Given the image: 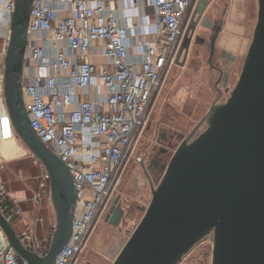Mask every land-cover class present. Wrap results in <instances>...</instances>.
Returning a JSON list of instances; mask_svg holds the SVG:
<instances>
[{"label": "water", "instance_id": "water-1", "mask_svg": "<svg viewBox=\"0 0 264 264\" xmlns=\"http://www.w3.org/2000/svg\"><path fill=\"white\" fill-rule=\"evenodd\" d=\"M14 1L4 96L15 132L49 173L56 225L40 248L42 242L34 235L15 228V205L0 190V251L7 245L6 250L13 247L27 264H55L72 232L76 189L69 166L30 122L23 79L33 0ZM209 1L198 0L195 12L202 15ZM222 28L220 23L211 37V54ZM186 41L176 63L182 53V63L187 58ZM205 120L206 128L194 138L189 134L176 149L162 180L152 187L142 219L112 264H178L212 232V264H264V0H258L257 21L236 85L224 101H213ZM124 212L117 198L105 220L116 226Z\"/></svg>", "mask_w": 264, "mask_h": 264}, {"label": "built area", "instance_id": "built-area-1", "mask_svg": "<svg viewBox=\"0 0 264 264\" xmlns=\"http://www.w3.org/2000/svg\"><path fill=\"white\" fill-rule=\"evenodd\" d=\"M115 1L125 0H72L64 17L57 15L53 0L32 3L25 49L29 64L25 65L23 79L26 108L39 137L69 166L76 189L72 232L55 264H76L126 167L134 158L143 161L136 157V148L148 123L149 108L164 75L176 63L185 18L196 3L141 0L157 14L156 30L153 37L143 34L132 40L142 48V53L133 59L129 39L134 23L119 21L113 8ZM0 7V17L7 22L3 36L7 50L15 1L3 0ZM96 41L104 45L103 66L90 59ZM65 42L66 49H62ZM49 49L55 51L48 52ZM3 74L0 102L15 137ZM91 89L96 93L106 90V97L95 100L82 96L90 95ZM34 162L41 163L37 158ZM49 183V173L44 169L40 189L49 187ZM0 190L6 192L1 183ZM41 198L40 191L35 202L40 203ZM11 201L14 214L20 213L16 200ZM206 237L213 248V232ZM6 246L0 251V264H27L13 247L6 250Z\"/></svg>", "mask_w": 264, "mask_h": 264}, {"label": "rangeland", "instance_id": "rangeland-1", "mask_svg": "<svg viewBox=\"0 0 264 264\" xmlns=\"http://www.w3.org/2000/svg\"><path fill=\"white\" fill-rule=\"evenodd\" d=\"M224 7L225 23L217 38L213 59L216 67L209 62L212 30L200 27L199 33L205 42L194 43L187 59L182 63L183 59L180 58V62L170 68L152 100L148 123L136 148V157H142L143 161L136 158L131 160L115 190L114 196H121L125 209L121 222L116 226L106 222L105 211L76 264L87 260L95 264L113 263L142 219L143 207L146 208L152 199V187H157L165 173L164 169L149 180L144 172V164L148 167L151 156L165 144L164 137H175L176 145H172L169 150L170 162L176 149L189 134L193 133L194 138L206 128L205 117L213 101H224L236 85L257 21L258 0H210L207 10L212 20H217L220 9ZM242 38L247 40V46L237 48L236 43ZM223 49L230 50L235 55L234 60L221 58L219 52ZM5 51V38L0 36V82ZM218 66L223 68V75ZM0 120V144L8 141L19 151L18 156L2 160L0 183L5 190L26 199L21 202L20 214L25 218L26 213L29 214L27 223L39 237H46L50 226L56 225V215L51 202L50 186L40 189L41 168L44 166L34 162L37 157L28 150L15 131L14 137L1 102ZM40 191L42 198L40 203H36L35 195ZM38 216L41 220H37ZM36 221L38 223L35 224ZM208 242H211L208 237L198 241L178 264H212L213 249Z\"/></svg>", "mask_w": 264, "mask_h": 264}, {"label": "crops", "instance_id": "crops-1", "mask_svg": "<svg viewBox=\"0 0 264 264\" xmlns=\"http://www.w3.org/2000/svg\"><path fill=\"white\" fill-rule=\"evenodd\" d=\"M71 1L72 0H53V4L58 9L57 15L59 17H64L68 14V9L71 6ZM113 8L115 14L118 16V19L121 23H128L129 20H131L134 23V26L131 27L132 35L129 39V43H130L129 50L131 57L135 59L136 57L139 56V54L142 53V48L136 44H132V40L135 37H139L143 34L150 37L154 36L156 30L154 22L157 18V14L155 13L152 7L148 6L144 1L141 0L137 2L129 1V0L115 1L113 2ZM238 41L239 42L236 43L237 48H244L245 46H247L246 45L247 40L245 41L244 38ZM61 48L66 49V42L61 44ZM50 51L53 52L55 51V49H49L48 52ZM103 51H104V45L102 41L94 42L90 50V59L93 62L97 63L99 66H103V63L105 61V58L103 57ZM222 51L223 53H225V57L230 59L229 54H231L232 52L226 49H223ZM82 96L84 97L91 96L95 100H100L106 97V90H103L102 93H96L93 89H91L90 95L86 93L83 94ZM18 155H19V151L16 150L10 142L4 141L2 142V144H0V156H1L0 161L4 160V158L16 157ZM41 169L42 171H44L43 167ZM6 192L11 196L12 199L16 200L17 207L20 209V213H21V202L25 201L26 199H23L22 196H20L19 194L15 195L7 190ZM20 213L15 215V219H14L15 228L19 232H23V233L29 232L30 237L31 235L33 236V234H35L34 230H30L32 227L27 223L26 220L29 214L25 212L26 213V218H25V216L21 215ZM39 219L40 218L38 216L37 220ZM36 223L38 222L36 221L35 224Z\"/></svg>", "mask_w": 264, "mask_h": 264}, {"label": "flooded vegetation", "instance_id": "flooded-vegetation-1", "mask_svg": "<svg viewBox=\"0 0 264 264\" xmlns=\"http://www.w3.org/2000/svg\"><path fill=\"white\" fill-rule=\"evenodd\" d=\"M197 3H198V0H196V3L194 5L193 9H191L186 15L185 23H184V26H183V33H182L181 42H180V45H181L183 40L187 39V43L189 44L188 54L190 53L191 47H192V45L194 43L195 44H199V43H204L205 42V38L203 36H201L200 33H199L200 27H205V28L209 27V29L212 30V34H213L215 29L217 28V26L220 23H222L223 26H224V23H225V20H224V15L226 13V8L225 7L222 8V10L220 9V14L218 15L217 20L214 21V20H212V17L210 15V11L207 10V8L209 6V3H208V5H207V7L204 10L202 15L200 13H198V12H195V8L197 6ZM217 12H218V10H217ZM209 43H210V40H209ZM208 46H209V44H208ZM209 49H210L209 62H210L211 65L216 67L215 64L213 63V59H214V56L216 54V51L214 52V54H211L210 46H209ZM184 51H185V49H184ZM219 55H220L221 58H227V57H225V53H223V51H220ZM187 57H188V55H187ZM180 58L183 59V53L181 54ZM186 59H184V60H186ZM217 68H218V70L220 72L222 71V75H223L224 74L223 68H221L219 66ZM216 88L219 90L218 87H216ZM164 141H165V144L162 145L151 156L148 167L145 164L143 166L144 172L147 175L149 180H150V178H152L153 175H156V174L164 171L166 165L169 162V156L171 154L169 152V150L172 148V145H176V142H174L175 141V137H170V138L169 137H165ZM150 183H151V181H150ZM117 198H118V203H120L121 206L123 207L121 196L117 194L116 196H114L110 200L109 205H108V207L106 209V213L104 215V219L107 217V213H108L109 208L113 205V203L115 202V199H117ZM124 214H125V212H124ZM114 219H115V217H114ZM40 220H41V218H40ZM105 221L111 224V222L109 220H105ZM52 226L53 225L50 226L49 232L46 235V237H39V236H37V234H36V232H35V230L33 228L30 229V230H34V233L36 235L35 234H33V235L37 238V240L42 242L41 245H39L40 248H42V249H44L45 246H46V241H47V239H48V237H49V235L51 233V230H52L51 227ZM87 262H91V261L87 260L85 263H87ZM82 263H84V262H82ZM82 263H80V264H82Z\"/></svg>", "mask_w": 264, "mask_h": 264}, {"label": "bare ground", "instance_id": "bare-ground-1", "mask_svg": "<svg viewBox=\"0 0 264 264\" xmlns=\"http://www.w3.org/2000/svg\"><path fill=\"white\" fill-rule=\"evenodd\" d=\"M1 5H3V0H0V6ZM2 12H3V9H2V7H0V13H2ZM1 24H3V25H1ZM0 26H1L0 27V36H4L6 34L7 22L5 21V19H2V17H0ZM2 106H3L4 114H5L6 118H7V111H6V109H5L3 104H2ZM23 149L25 150L24 147H23Z\"/></svg>", "mask_w": 264, "mask_h": 264}]
</instances>
